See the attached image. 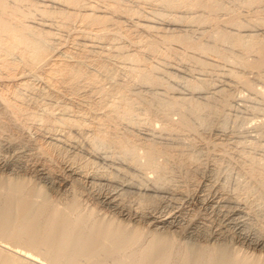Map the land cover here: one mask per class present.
Wrapping results in <instances>:
<instances>
[{
    "label": "bare ground",
    "instance_id": "obj_1",
    "mask_svg": "<svg viewBox=\"0 0 264 264\" xmlns=\"http://www.w3.org/2000/svg\"><path fill=\"white\" fill-rule=\"evenodd\" d=\"M228 1L0 0L6 168L50 191L0 178V264H264L207 241L264 253V140L223 129L264 116V0Z\"/></svg>",
    "mask_w": 264,
    "mask_h": 264
},
{
    "label": "rangeland",
    "instance_id": "obj_2",
    "mask_svg": "<svg viewBox=\"0 0 264 264\" xmlns=\"http://www.w3.org/2000/svg\"><path fill=\"white\" fill-rule=\"evenodd\" d=\"M228 1V0H227ZM234 2H236V3H238L237 1H232L231 2V0L230 1H228V4H229V6H232L233 4L232 3H234ZM236 3L233 5L234 7H235V5H236ZM240 4V3H239ZM238 6H240V5H237V7ZM236 8V7H235ZM241 10V9H240ZM244 10V9H243ZM242 11V10H241ZM36 75H38V74H36ZM36 75H32V76H29V78H27V79H29L35 86H42L41 84H43V81H44V79H43V74L40 76V75H38V76H36ZM36 78H35V77ZM41 77V78H40ZM42 79V80H41ZM21 91H23V93H26V94H24L26 97H27V95H29L28 97L29 98H31V97H37L38 96V92H37V94H36V91H24V89H22ZM27 92H28V94H27ZM32 94V95H31ZM31 96V97H30ZM27 97V98H28ZM41 98H39V99H41L42 101H45V99H44V97H42V96H40ZM26 98V99H27ZM37 98V99H38ZM36 99V98H35ZM242 102V103H241ZM240 102V104H242L243 106H240L238 109H237V111L236 112H232L233 113V116H230L228 119H230V120H228V121H226L227 119H225V127L223 128L224 130L226 129V131L227 130H229V132H232V131H236V129H238L237 130V132L238 133H240V132H243V133H240V134H242V136H243V134H245L244 136H248L249 138H253L254 140H258V141H260V143L264 140V136H263V132H264V124L263 123H260L261 122V120L264 118V116L263 115H261L260 114V116H259V114H257V113H255V115H252V113L254 114V112H252L251 110H249L250 108L248 107L249 105L251 106V103L250 102H248L247 100H244V101H241ZM247 103V104H246ZM246 107L248 108V110L246 109ZM241 111V112H240ZM243 111V112H242ZM246 111V112H245ZM239 113V114H238ZM237 116H236V115ZM235 115V116H234ZM256 116V117H255ZM175 117V116H174ZM236 117V118H235ZM238 117V118H237ZM176 118V117H175ZM227 118V117H226ZM244 118V119H243ZM247 118V119H246ZM249 118H250V120H249ZM253 118V119H252ZM258 118V119H257ZM256 119V120H255ZM253 120V121H252ZM264 120V119H263ZM234 121V122H233ZM246 121V122H245ZM227 122H228V124H227ZM241 123V124H240ZM248 123V124H247ZM246 124V125H245ZM251 124V125H250ZM260 124V125H259ZM226 125H228V126H226ZM255 125L256 126H258L257 128L259 129V131H260V133H262V134H260V135H258L256 132H258V130L256 131V130H254V129H257L256 127H255ZM260 126V127H259ZM234 128V130H232L231 128ZM241 127V128H240ZM33 127H31L30 129H28L27 131L26 130H24V131H22V130H20V131H22L21 133H20V131H16V133H15V131H13L12 130V133L11 132H9V131H7L8 133H6V134H8V136H12V138L10 137L8 140L10 141V139H12L11 141H10V145H9V141H6L5 143L3 142V141H1L2 139H0V144L2 143V145H0V166L1 167H3V166H5V167H3V168H1L0 169V178H4L3 179V182H4V180H5V182L7 183V182H9V181H12L13 180V178L15 179V178H17V177H14V176H17V175H19V176H21V177H18V178H20V179H22V182L24 181L25 183L27 182V179L29 180L30 178H32V179H30L31 180V182L33 181V180H35L38 184H37V187H39L38 189H40V190H42L43 192H46L47 194H49L50 193V191H49V186H48V184H46L45 182H43V181H41L40 179H38V178H35L34 179V177H30L29 175H24V172L23 171H21V170H17L18 168H10V169H8V168H6V166L10 163H12V161H13V159H14V157L16 156V154L18 155L19 153H24V154H32V152H33V150H32V148H29V147H32V145L35 143V141H38L39 139H37V138H39V137H37L38 135L36 134V131L34 130V128L32 129ZM236 128V129H235ZM240 129V130H239ZM261 129V130H260ZM240 131V132H239ZM262 131V132H261ZM228 132V131H227ZM246 132V133H245ZM251 132H252V134H251ZM255 132V133H254ZM4 134V133H3ZM17 134H18V136H17ZM251 134V135H250ZM21 137H20V136ZM23 135V136H22ZM254 135H256V136H254ZM262 135V136H261ZM17 136V137H16ZM259 136V137H258ZM14 137V138H13ZM18 137H20V139H19V141H18ZM24 137V138H23ZM254 137H256V138H254ZM262 137H263V139H262ZM15 139H17V140H15ZM21 139H24V140H26V141H24L23 140V142H24V144H23V142L21 141ZM28 141V142H27ZM16 142V143H15ZM20 142H22V144L20 143ZM34 142V143H33ZM11 143H13V144H11ZM18 143V144H17ZM29 143V144H28ZM33 143V144H32ZM5 144V145H4ZM20 144V145H19ZM32 144V145H31ZM257 144H259V142H257ZM7 145V146H6ZM15 145V146H14ZM25 145H26V147H25ZM14 146V147H13ZM27 146H29L28 148H27ZM15 148V149H14ZM25 149V150H24ZM29 149V150H28ZM259 150H261V149H258V151L257 150H255L256 151V153H257V155H258V157L260 156V158L261 159H263L262 161H264V149H262V151H259ZM31 152V153H30ZM260 152V153H259ZM259 153V154H258ZM15 171V174H14V171ZM226 169H224V171H225ZM223 170H222V174H221V172H220V178L222 179H220L221 181H223V183H225L226 185H228L229 187H230V189L231 188H233L234 187V185L237 183V181L239 180V176H238V179H237V175L235 174V172L233 171V170H230V171H228V170H226V171H228V175L226 174V171L224 172ZM233 171V172H232ZM231 172H232V174H231ZM208 174V175H207ZM205 175L206 176H209L210 175V173H205ZM235 175H236V177H235ZM24 176V177H23ZM229 176H230V178H229ZM6 177V178H5ZM28 177H30V178H28ZM27 178V179H26ZM226 178H227V181H226ZM229 178V179H228ZM225 180V181H224ZM236 181V183L235 184H233L234 182ZM29 182V181H28ZM80 182V181H79ZM79 182H77V181H72V185H77L76 186V188L78 189V190H80V191H82L83 190V188H84V190H86L85 188V186L83 187V183H79ZM229 182V183H228ZM78 183V184H77ZM228 183V184H227ZM231 183V184H230ZM36 184V183H35ZM80 184V185H79ZM83 187L82 189L80 188V187ZM45 189V190H44ZM83 190V191H84ZM84 192H86V191H84ZM86 194H87V192H86ZM86 204L87 205H91V206H93V207H97L98 209H99V211L101 212V214L102 215H106L105 217L106 218H112L113 220H119L120 218H117L116 217V215H115V213H114V211H112L110 208H108L107 206H104L102 203H100V202H98L97 200H94L93 198H91V197H89L88 198V200H87V202H86ZM99 206V207H98ZM111 210V211H110ZM200 210V209H199ZM201 212V211H200ZM200 212H198V213H200ZM207 213L208 214H211L209 211H207ZM108 216V217H107ZM121 223H123V224H132V223H128V222H126V221H123L122 219H120L119 220ZM191 238V239H190ZM194 238H196V236L194 235V236H190V237H186V240L188 239V241L189 240H191V241H195V239ZM233 238V237H232ZM231 237L229 238V237H227V236H223L221 239H218V240H215V239H213V238H211L210 240L208 239L207 241H208V243H210L211 245H218L219 246V244H216L215 242H217V243H221V245H222V247H223V245H225V246H227V247H229L232 251H237V252H241L240 254L241 255H247V257H251V255L253 256V257H257V255H259L260 256V254H262V256L264 257V253H262V252H260V251H257V250H255L254 251V249H250V248H246V245L245 244H242L240 241H238L237 239H232ZM202 240V239H201ZM212 240H214V241H212ZM220 241V242H219ZM214 243V244H213ZM188 244H189V242H188ZM220 245V246H221ZM229 245V246H228ZM249 249V250H248ZM246 250V251H245ZM252 251V252H251ZM245 252V253H244ZM255 255V256H254ZM252 257V258H253ZM44 264H47L46 262L44 263Z\"/></svg>",
    "mask_w": 264,
    "mask_h": 264
}]
</instances>
